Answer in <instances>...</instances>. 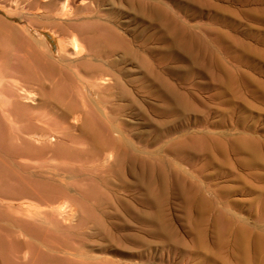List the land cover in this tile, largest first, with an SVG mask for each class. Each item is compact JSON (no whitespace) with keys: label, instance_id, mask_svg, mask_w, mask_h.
<instances>
[{"label":"rangeland","instance_id":"374dc122","mask_svg":"<svg viewBox=\"0 0 264 264\" xmlns=\"http://www.w3.org/2000/svg\"><path fill=\"white\" fill-rule=\"evenodd\" d=\"M61 1L51 0L49 12H44L36 2L21 11L12 0H0V29L4 30V23L22 28L28 19L31 21L32 36L42 35L48 45L36 41L37 49L50 65L63 70L61 78L52 81L53 89L60 93L61 106L83 116L70 129L76 132L74 136L86 120L112 123L113 135L127 133L129 153L138 154L142 149L147 172L153 173L147 182L151 184L148 194L157 189L152 186L162 185L159 219L169 220L167 239L151 231L155 207L141 204L137 188L126 190L116 166L108 167L116 162L124 168L120 151L113 150L107 166L101 163L98 168L104 172L97 174V169L92 178L85 179L89 171L83 170L84 165L71 162L83 168L78 173L74 168L66 170L65 179L72 188L77 182L105 190V201L93 211L101 227L90 224V231L86 228L80 235L92 244L89 253L112 261L131 259V263L146 264H264V0H100L89 2L90 7H79L84 1L77 0L68 2L70 16L61 11ZM94 22L116 28L130 42L133 59H124L122 49H115L110 56L88 51L81 32L92 28ZM74 37H79L83 53L73 50ZM140 58L152 65L142 67ZM97 67L110 73L101 86L85 80L86 73ZM6 69L0 64L1 74ZM154 76L188 97L191 109L182 105L178 110L168 109L169 102L160 97ZM96 101L101 104L96 105ZM234 116L242 117L245 124L234 125ZM13 122L22 121L14 118ZM168 122H186L187 126L170 135ZM247 136L256 140L254 146L240 143ZM56 143L58 140L53 142L57 149ZM182 145L184 149L179 147ZM82 148V142L76 143L72 155ZM59 151L56 156H68ZM119 156L121 162L116 160ZM125 177L129 182L134 180L130 175ZM104 178L113 184H106ZM0 199V204L4 203L0 205V264H31L32 257L23 256L31 247L17 235L12 221L20 215L19 209ZM192 204L190 213L187 205ZM138 214L144 217L143 225L137 221ZM144 227L147 258L138 256V245L125 239L126 235L140 234ZM109 233L116 238L109 240L105 237ZM192 233L195 237L204 235L206 242L195 240ZM170 239L176 241L175 246Z\"/></svg>","mask_w":264,"mask_h":264},{"label":"bare ground","instance_id":"6f19581e","mask_svg":"<svg viewBox=\"0 0 264 264\" xmlns=\"http://www.w3.org/2000/svg\"><path fill=\"white\" fill-rule=\"evenodd\" d=\"M76 1L77 0L61 1V11L70 16L72 11L69 9L68 2L75 3ZM83 1L85 4L82 3L79 7H90L89 2L92 3L100 0ZM12 2L15 6L19 5L21 11L29 9L31 5L36 2L38 9L49 12V6L51 4V0H12ZM31 26V21L28 19V22L22 28L4 23V30L0 29V64L8 67L3 74L0 73V196L3 200H6L5 204L8 206L16 205L19 209L20 215H15L16 217H14V219H16H12V221L15 223L14 227L17 229V235L24 239V244H28L31 247L23 256L24 258L32 257L31 264H146L143 261L135 262L134 260L132 261L135 263H131V259L128 261L126 259L118 260V258L116 261H112L105 257L95 256L89 253L92 244L89 245L80 235H84L87 232V227H101L93 211L98 210L105 201V195L103 194L105 190H101L96 184L89 183L81 185L76 181V183H72V188L71 183H69L70 181L68 182L65 179V173L66 170L70 168L76 169L73 172L77 173L83 169L72 166V162L79 166L82 165L81 167L84 165L85 167L83 170L89 171V175L87 174L88 176H86L85 179L87 177H96V170L100 167L101 163L107 166L105 163L111 158L113 150L120 151L119 154H121L124 159V168L122 165L117 166L114 160L115 163L110 162L111 165L109 164L110 166L108 167L116 166L114 168L117 170L116 173L120 177V183L126 190H128L130 186L137 188L136 190H138V198L141 204L149 203L151 207H155L156 213L151 218L153 230L150 229L157 235H161L164 239H167L169 233L166 231V228L169 225V220L167 219L164 221L159 219V206L162 205L161 200H159L162 194V185L152 186V188L156 187L157 189L154 190V194H148L149 192L151 193V191L148 190V186L151 184L147 182L149 176L153 173L150 175L147 172V162L145 160L144 151L139 149V152L137 151L138 154H130L129 152H131V149L129 150L128 142L130 140L127 137L128 134L121 132L120 135H113L111 130L113 127L112 123L110 126L107 121H104L102 124L100 121L92 122L86 120L84 126L79 127V125L77 127L79 134L74 136L76 132L72 133L70 129L80 122L82 115L67 105L64 108L61 106L62 104L59 102L60 93L53 89L52 81L61 78L63 70L50 65L44 55L37 49L35 44L36 41L41 45H45L47 48L48 45L42 35H40L41 38H34V35L32 36ZM81 35L87 44V50L96 56H101V54L110 56L115 49H122L124 59L128 57H130L131 60L133 59L130 42L126 41L116 28H112L104 22H94L92 28L81 32ZM28 42H33V45L30 43L31 45L27 46L26 43ZM72 48L76 54L84 52V46L79 41V37H74L72 40ZM156 61L161 63V59H156ZM139 62L142 67H150L152 65L151 61L146 58H140ZM156 65L159 66V64ZM108 74L110 73H108L107 69H98V67L97 69L93 68L86 73L85 80L87 82L88 79L92 80V83L94 82L96 85L101 86L102 81H108ZM153 79L156 84L159 85L160 97L164 96L167 98L169 103H167L168 105L166 107L168 109L178 110L179 105H182L186 110L191 109L190 100L187 99L188 97L179 93L172 85L165 84L164 79L160 76H154ZM235 88L233 87V90ZM224 90L226 91V89ZM234 91L232 93H234ZM125 95L130 96V94ZM99 104H101V101H96V105ZM86 105L89 106L88 103ZM76 109H78V107ZM166 112H168V110H166ZM238 115L240 116L241 114ZM106 117L107 119L112 118L111 116ZM14 118H21L22 122L15 123L13 122ZM235 118L237 119L235 123H233L234 125L243 126L245 124L242 117ZM185 123H166L168 134L171 135L175 130H184L185 126H187V123ZM91 125L96 126L95 129H93ZM217 134H219V132ZM228 136L230 135L228 134ZM220 139L219 137V141ZM57 140L58 143H56V145L58 150L53 144V142ZM67 141H69V143L66 145ZM78 142L83 143V148L79 150L76 155H72L74 152V145ZM194 143L195 142H193V145ZM240 143L254 146L256 140L248 137L240 141ZM139 144L141 143L139 142ZM228 146L230 145L228 144ZM179 147L182 148L183 145ZM198 147H200V145ZM59 150L67 152L68 156H56L61 154ZM120 158L121 156L116 160L119 159L118 161L121 162ZM245 161L249 162L247 159ZM61 162L66 164L63 163V166ZM98 171H100V169H98ZM102 172L104 171L102 170L97 174H101ZM112 172L113 171L108 172L110 176ZM108 173L105 172V174ZM125 174L132 176L134 180L132 182L127 181V179H125ZM78 177H83V175H78ZM102 177H104V174ZM117 177L118 176H116V178ZM76 180L79 181V179ZM104 180L102 179L101 181L104 182ZM105 182L106 184H113L111 180H105ZM71 191H73V193H70ZM189 200L190 199H187V201ZM187 206L191 213L193 204ZM12 212L11 210V213ZM102 215L105 216V214ZM137 221L143 225L144 217L142 214H138ZM192 223L193 219L190 220V224ZM90 224H93V226H90ZM142 225L141 227H143ZM87 229L89 230V228ZM144 229L145 227L140 232L137 231L140 234L125 236L126 240L138 245V251L135 250L137 255H140L141 258L144 256L146 257L144 246L147 244L146 239L143 237V234H145ZM173 234L174 233H171V238ZM105 237H109V240L116 238L111 233ZM203 237L204 235L195 237L192 233V238L198 240L200 243L206 242ZM170 243L173 246L176 245V241L171 240ZM93 251L94 250H92V252ZM136 253L135 260L138 257ZM103 254H106L105 250ZM126 256L130 258V255ZM141 258L139 260H141Z\"/></svg>","mask_w":264,"mask_h":264}]
</instances>
